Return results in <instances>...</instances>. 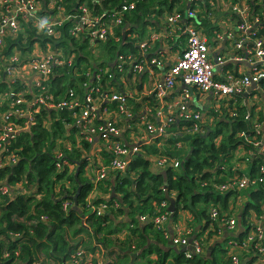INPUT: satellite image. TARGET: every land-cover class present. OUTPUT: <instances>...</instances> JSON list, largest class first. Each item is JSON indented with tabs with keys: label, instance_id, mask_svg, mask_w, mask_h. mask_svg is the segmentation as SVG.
<instances>
[{
	"label": "trees",
	"instance_id": "1",
	"mask_svg": "<svg viewBox=\"0 0 264 264\" xmlns=\"http://www.w3.org/2000/svg\"><path fill=\"white\" fill-rule=\"evenodd\" d=\"M78 1L65 0L66 12H72ZM122 1L87 0L93 14H116L121 9ZM214 2L216 0H134L133 9L123 13V24L115 31L119 40L108 38L104 42H97L94 47H89L84 39L76 40L69 35L71 21H65L58 28V39L37 33L35 27L25 23L26 37L7 38L5 52H10L14 47L21 51L32 50L34 44H38L43 49L46 46L62 48L66 53L74 54L72 66L53 67L46 86L55 101L68 97L69 89L81 101L84 83L121 86L125 71H119L117 56L129 53L138 55L137 44L146 38V26L156 25L160 16L172 12L174 8L181 18L179 25L192 22L197 29H202L203 35L213 36L214 25L208 12L217 16L216 9L211 7ZM247 4L254 13H258L256 0H248ZM43 5L47 6V2ZM194 9L197 10L196 17L187 18V12ZM260 35H264V29ZM169 37L167 42L172 43V34ZM96 49L95 58L93 54ZM171 49H174L173 45ZM157 55L158 51L146 55V58L150 60ZM87 71L94 72V75L87 76ZM259 84L264 88V80ZM5 89V84L1 83L0 90ZM240 100L237 95L228 101H220L221 114L212 107H204L207 115L214 116V125L205 127V122L200 123L201 132L185 133L186 126L191 124L189 121L169 124L166 129L170 136L151 137L150 144L141 145L139 152L131 157L126 174L115 173L95 184L86 178L84 172L91 149L96 144L85 141L77 143L75 134L78 130L71 125L76 124L73 113L77 109L39 108L29 130L10 139L8 149L15 150L17 163L0 169V181L8 186L19 184L23 190L11 197L0 192V264H71L70 257L78 248L85 254L106 251L104 264H228L229 249L221 248V242L216 241L208 250L212 242L209 243L203 254L186 256L167 245L165 229L151 222H141L140 216L155 214L161 202H168L165 199L167 192L175 201V212L170 216L173 223L177 222L178 213L183 210L192 216L187 224L196 237L208 226L219 228L210 219L208 207L215 205L228 212L230 197L236 190L221 193L212 184L222 183L242 173L238 169L232 171L230 166L236 150L249 149L238 134H255L246 117L248 108L241 105ZM153 101L150 96H144L139 101L128 99L137 111L143 103ZM107 106L111 111V105ZM228 107L230 111H226ZM253 111L251 107V116ZM259 118L262 119L260 115ZM138 121L135 117L129 120V124ZM180 141L187 144L184 153L175 147ZM158 143L161 144L157 146ZM67 144L72 147L69 151L66 150ZM57 149L63 152L62 160L66 162L60 168L56 167L54 155ZM100 153L102 162L107 163L108 152L102 149ZM153 155L176 157L182 164L177 169L170 165L155 169L150 159ZM262 164L264 155L253 157L248 172L258 174V167ZM202 182L206 185L203 186ZM94 188L105 196L90 200L88 197ZM248 194L249 199L243 204L240 215H237V223L239 220L243 229L237 240L243 238L251 228L247 221L251 211L261 214L264 183L249 189ZM66 201L71 205L64 209ZM102 204L105 205L104 211L97 213V208ZM198 226L201 227L197 230ZM226 238L235 237L231 233ZM250 253V262L255 257L257 259L255 249Z\"/></svg>",
	"mask_w": 264,
	"mask_h": 264
},
{
	"label": "built area",
	"instance_id": "2",
	"mask_svg": "<svg viewBox=\"0 0 264 264\" xmlns=\"http://www.w3.org/2000/svg\"><path fill=\"white\" fill-rule=\"evenodd\" d=\"M64 1L0 0V84L3 83L6 86L5 90H0V169L17 163L15 150L8 149L10 139L20 132L28 131L34 121V114L39 108L44 107L55 110L77 109L73 113L79 128L75 134L77 143L96 141L107 145L109 157L107 163H95L90 158L88 160L84 174L90 182L95 184L111 174L125 173L131 157L139 152L140 146L122 140L118 122L138 118L141 121L140 124L144 126L146 135L149 136L148 139L163 136L167 126L177 121L191 123L184 127L185 133L201 132L202 128L199 124L205 122V108L201 105L197 107L194 103L195 95L201 98L211 96V101L219 102L228 101L238 95L241 98V105L252 101L249 105L250 108H254L253 116L248 109L246 117L255 134L252 136L245 132L238 134L249 146L248 150L241 151L245 152L247 162H251L253 157L264 155V121L259 118V111H257V101L264 96V88L259 84L261 80H264V35H260V31L264 29V0H256V5L259 6L258 13L251 10L247 4L248 0L226 1V8L230 13L228 19L232 23L231 28L226 31V39L231 43L233 50L226 57H216L215 63L209 53L210 41L205 34L203 35L202 29H197L192 22L183 23L175 32L177 37L183 35L186 40L182 55L164 70L161 79L154 82L144 95L135 91L138 77L151 66L159 68L163 66L160 57L149 60L146 55L151 53L152 48L155 50V44L158 41L167 42L171 32L167 35L161 29L152 31L144 40L138 42V55L129 53L117 56L119 71H125V77L121 78V86L115 87L98 82L93 85L84 83L85 91L81 101L71 89L67 92L68 97L55 101L53 95L48 92L46 82L53 73V67L72 66L74 54H68L62 48L51 49L46 46L43 49L38 44H34L32 50L21 51L14 47L7 53L5 52L7 38L16 39L19 35L25 38L24 24L30 23L36 28L37 33H45L53 39H58L60 37L58 28L65 21H71L69 35L76 40L84 39L89 47H94L97 42H104L108 38L119 40L115 31L123 24V13L132 10L135 5L134 0H123L121 9L116 14L106 12L93 14L87 0H79L72 12H66ZM44 2H47V6L43 5ZM211 7L216 9V13L219 12L217 2L211 3ZM196 12V9L190 10L186 17L194 18ZM214 15L208 12L213 25H217L219 19ZM161 18L165 27L181 22L175 8ZM216 36L221 38L218 34ZM226 59L237 64V67L244 65L249 71L243 73L228 69L223 71L222 77L217 76L215 64L220 67L227 61ZM86 75L92 76L94 72L87 71ZM99 76V74L96 75L97 78ZM177 82L184 86L183 91L175 98L165 101V97L173 91ZM16 83L19 84L18 87ZM252 85H254L253 89H251ZM244 94H247V98ZM144 96L152 97L154 102L143 103L138 111L128 102V99L139 101ZM110 103L116 105L118 116L109 110L107 105ZM219 106L214 111L219 112ZM71 148L70 144L66 145V150L69 151ZM54 155L57 168L66 163L62 160L63 152L60 149H57ZM153 163L158 169L166 165L177 169L182 164L178 158L166 156H157ZM232 169L241 171L237 165H233ZM248 171L240 175L235 174L234 177L222 183L212 185L218 192L224 193L229 190H249L264 183V164L258 167L256 175ZM202 185L206 183L202 182ZM22 191L19 184L8 186L2 180L0 181V192L9 197ZM70 205L71 203L66 201L63 207L65 209ZM104 209L105 205H100L97 213H101ZM208 214L218 227H224L226 231L238 229L236 215H231L215 205L208 207ZM169 220L168 202L164 201L156 208L152 216H140L141 222H151L154 226L165 229V237L172 241L176 249L185 248L186 256L205 252V246L198 238L190 240L191 228L177 227L170 233L166 227ZM247 221L251 228L246 235L238 240L231 238L227 241L230 255L228 264H241L240 254L252 249H255L258 254L257 259L264 263V209L258 215L251 211ZM188 247L190 250L187 249ZM69 263L104 264V258L102 260L96 254H85L78 248L71 255Z\"/></svg>",
	"mask_w": 264,
	"mask_h": 264
},
{
	"label": "crops",
	"instance_id": "3",
	"mask_svg": "<svg viewBox=\"0 0 264 264\" xmlns=\"http://www.w3.org/2000/svg\"><path fill=\"white\" fill-rule=\"evenodd\" d=\"M226 1L227 0H216L217 10L219 11V12H217L218 13L217 19H219V23L217 25H214L213 36H212V34L209 36L205 35L207 40L210 41L209 53H210V57H211L213 63L216 62V57H226L233 50V48L231 47V43L226 39V31H228L232 25L231 21L228 19L230 13H229V10L226 8ZM158 19H159V21L156 22V25L153 26L151 24V25L146 26L145 36L148 35L152 31H157L160 29L162 31H164L165 34L169 35L168 34L169 33V26L165 27V25L161 19V16ZM223 19H225V20H223ZM178 26H179V23L176 24V26H174V29H175V30H173L174 33L176 32V29H178ZM233 30H234V27H233ZM178 33H179V31H178ZM217 34H218V36H221V38H218L216 36ZM178 37L184 38L183 35L178 36ZM170 38L171 37H169L168 39H170ZM172 40L174 41L173 38H172ZM171 45H173V47L177 46V44H172V43L164 42V41H158L155 44V50H154V48L151 49V53H153V51L154 52L158 51V55L156 57H160L162 59L163 66H161L160 68L157 66H151L147 71H144L142 73V75L140 74L141 77L138 78V82H137V85L135 88V91H138L140 95L141 94L144 95L150 89L151 85L154 82H157L161 79L164 70L166 68H168V66H170L173 62H175L176 59L181 55L182 51L184 50V48H183L178 52H174L171 49ZM226 60L227 61L223 65H221L220 67L215 64V72H216L217 76L221 75V77H222L223 71L228 70V69H230V70L233 69L235 71H239V72H243V73L244 72L247 73L249 71V69L247 67H245L244 65H238V67H237V64L229 62L228 59H226ZM228 66H229V68H227ZM144 75H145V77L142 79V76H144ZM253 88H254V85L251 86V89H253ZM130 89L132 90V86H130ZM183 89H184V86L180 82H177L173 91L168 96H166L164 100L168 101V100L175 98L177 95H179L183 91ZM211 99H212L211 96L201 98V97H197V95H195L194 103L197 104V107L200 105L202 107H209ZM249 104H251L250 101H249ZM257 104H258V109L260 110L259 115L262 118L261 120L264 121V96H261L258 99ZM131 120H134V119H131ZM140 123H141V121H138L137 123L135 122V123L129 124V120H121V122L120 121L118 122V125H119V127L121 129V133H122L121 137H122V140L124 142L130 143V144L134 143V144H137L139 146L144 145V144L148 145L151 143V138L148 139L149 136L146 135V132L143 130V128L142 129L136 128V126L141 125ZM71 125L75 126L76 130H79L77 123L74 125L73 124H71ZM170 134L171 133H169V131L166 129L164 137L167 138L168 136H170ZM94 144H96V146L92 147L89 158L92 160V162L102 163V154L100 153V151H102V149H103V150L108 152V147L103 142H96L95 141L94 143H92V145H94ZM160 144L161 143H158L157 146H159ZM175 147L177 149L181 150V153H184L186 150L187 144L182 145L179 142L177 144V146H175ZM139 149H140V147H139ZM241 152H242L241 149L236 150L235 154H234V158L236 159L237 156L239 155V153H241ZM179 153H180V151H179ZM154 157L156 158L157 156L153 155L150 158L152 164H153ZM240 158H241V160L236 161V162H233V159H231L230 166L232 167L233 165H237L241 169L242 172L249 170L250 169V162H247L245 160V154L241 155ZM153 167H155V166H153ZM155 169H156V167H155ZM231 170L233 171V169H231ZM96 196L104 197L105 195L98 192V190L94 188V190L89 194L88 198H90V200H92ZM247 196L248 197L245 200V202L249 199V194H247ZM242 202H243V199L242 200L239 199L237 201V210L235 211L236 216L240 215V213L243 209V203ZM228 206H229V208L234 209L233 206L230 204V200H229ZM263 209H264V201L261 202V210H263ZM191 219H192V216L189 212L179 211L178 220L176 223H173L171 220H169L167 222V224H166L167 230L170 233H172L174 231V228H177V227H179L181 229L189 228L187 226L188 225L187 223L189 221H191ZM200 227L201 226L196 227L197 230ZM203 230H204L202 232L203 234L208 233L209 237L212 238L211 245H213L216 241L218 242L219 240H222V241L225 240L226 237H228V235H231V233H233V237H235L234 239H237L239 232L243 229L240 228V223L238 220V229H236L235 231H226L224 227H219L218 229H215L213 226H208L206 229H203ZM192 231H193V229L191 230V234L189 236L190 240L197 239L199 236L196 237V235ZM167 245L170 246L169 244H167ZM171 247H173V246H171ZM173 248H175V247H173ZM183 253H184V251H183ZM248 253L249 252H243L240 254L241 264H248V263L249 264H258V263H256L257 262L256 257L253 261L250 262V260L252 259L251 258L252 254L251 253L248 254ZM262 264H264V263H262Z\"/></svg>",
	"mask_w": 264,
	"mask_h": 264
},
{
	"label": "rangeland",
	"instance_id": "4",
	"mask_svg": "<svg viewBox=\"0 0 264 264\" xmlns=\"http://www.w3.org/2000/svg\"><path fill=\"white\" fill-rule=\"evenodd\" d=\"M164 20V19H163ZM223 20H225V19H223ZM165 21V20H164ZM227 24V23H226ZM174 26H176V24L175 25H170L169 26V32H171V34H172V37H173V39H174V41L172 42V44H177V46H175L174 47V49H173V51L174 52H178V51H180L181 49H183V48H185V46H186V40H185V38H183V37H177L176 36V34L175 33H172V31L173 30H175L174 29ZM50 48V47H49ZM96 52H97V49H96V51H94V54L93 55H95L94 57L96 58ZM125 86H127V84L125 85ZM122 87L124 88V85L122 84ZM136 88V87H135ZM250 103H251V101H250ZM110 105H111V111L114 113V115L115 116H118V112H117V109H116V105H112V103H110ZM220 105V103H219V101H211L210 102V107H212L213 109H215V108H217L218 106ZM262 106V105H261ZM229 109H227L226 111H230V107H228ZM219 110H221V111H219V112H217V113H219V114H221L222 113V108H221V106H219ZM257 111H260L259 109L257 110ZM204 117H205V123H204V125H205V127L207 126V127H209V126H211L212 127V125H214V116H212V115H207L206 114V112L204 113ZM136 128H138V129H142V128H144V126L143 125H138V126H136ZM205 129V128H204ZM164 139H166V138H164ZM163 140V139H162ZM162 140H161V142H162ZM180 144H184V142L183 141H180ZM58 147L60 148V146L58 145ZM243 154H245L243 151L241 152V153H239V155L237 156V158L235 159H233V162H236V161H240L241 160V155H243ZM70 167V170H73V167L72 166H69ZM249 193V190H241V191H236V193L235 194H233V195H231V197H230V204L233 206V208L234 209H231V208H229V210H228V212H229V214H231V215H235V211L237 210V201L240 199V200H242L243 199V204H244V202H245V200L247 199V194ZM183 211V210H182ZM187 226H189V225H187ZM190 228H191V226H189ZM203 235V236H202ZM200 240V242L202 243V245H204V246H206L207 244H209V243H211L212 242V238L211 237H209V234L207 233V234H200L199 235V237H198ZM227 238H226V240L224 241H221V243L219 244L220 245V247L221 248H225V247H227ZM229 247V246H228ZM97 256H99L102 260H103V258H104V256L106 257V251H102V252H97V254H96ZM256 263H258V264H262V262H260L258 259H256Z\"/></svg>",
	"mask_w": 264,
	"mask_h": 264
},
{
	"label": "water",
	"instance_id": "5",
	"mask_svg": "<svg viewBox=\"0 0 264 264\" xmlns=\"http://www.w3.org/2000/svg\"><path fill=\"white\" fill-rule=\"evenodd\" d=\"M122 3H120V5H121ZM243 64H245V63H243ZM246 65H248L247 63H246ZM244 97L245 98H247V94H244ZM245 106L248 108V109H250V105L249 104H245ZM126 174V173H125ZM165 199L168 201V210L170 211V216L175 212V201H174V197L173 196H169L168 195V193L167 192H165ZM222 240H219L218 242L220 243ZM168 244L170 245V246H173L172 245V241L171 240H168ZM215 244V243H214ZM214 244L213 245H209L208 246V250H210L213 246H214ZM174 247V246H173ZM187 249H189L190 250V247H188ZM180 251H185V248H180L179 249Z\"/></svg>",
	"mask_w": 264,
	"mask_h": 264
}]
</instances>
